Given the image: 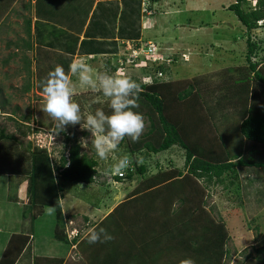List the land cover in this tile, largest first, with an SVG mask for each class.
<instances>
[{
    "label": "rangeland",
    "instance_id": "obj_1",
    "mask_svg": "<svg viewBox=\"0 0 264 264\" xmlns=\"http://www.w3.org/2000/svg\"><path fill=\"white\" fill-rule=\"evenodd\" d=\"M27 1L19 0L18 6L25 4ZM156 1H150V9L148 6L150 13H142L140 10V18L144 19L142 24L145 26L142 32L144 33L143 39H151L150 41L156 44L157 50H160L158 52L162 56L168 53L161 50H179V56L175 52L171 53L176 55L174 58L176 60L174 63L169 64L168 70L165 69L163 79H170L172 73L178 74L175 78L183 74L186 75L184 69L187 68L188 60L185 61L181 58V53L184 50H191L193 53L192 58L187 57V54L185 55L189 59L187 68L189 72L203 74L199 77L187 76L186 83L188 85H184L182 90L188 88L193 82L194 84L201 83L203 77L223 78L222 75L226 76L227 67L247 66L246 37L248 34L258 45L253 60L258 63V68L264 74V26L258 23L259 27L257 29L247 33L234 13L228 9L229 4L234 0ZM3 2L4 0H0V6L2 7ZM254 5L255 0H246L242 3V8L244 11H248ZM14 8L16 9V7ZM15 9H13V13H15ZM157 13H165V15L154 17ZM177 58H180V60L178 61ZM173 64H178L181 68L173 66ZM143 65V70L137 65V67L124 69L118 73L128 77L132 76L139 82H141V78L143 80L142 76H145L148 82L154 81V76H156L154 71L157 64L152 65L144 62ZM144 70H151L150 74L154 75H143ZM8 75L11 76L9 73ZM45 76L44 74L42 77L40 76L38 81H41ZM225 79L229 80V86L233 90L241 87L240 90L243 91L240 92V96L248 91L251 95V90L256 89L259 93L260 88L261 91H264V88L261 87L262 84L259 85L260 87L256 85L252 74L249 77L248 88L244 91L243 88L247 84L242 83L244 80L240 79V75H236L230 78L217 79V81H212L209 84L207 82L208 89L203 91L205 100L213 102L218 99L217 96L221 92L219 90H222L219 82ZM4 85L5 83L1 81L0 111L12 112L16 119L11 120L7 116L0 115V128H4L7 133L14 134L16 140L29 150L31 149L27 145L28 142L31 143L28 141L29 138L33 140L34 145L35 143L38 144L40 139L48 145L49 141L45 139L43 132L32 133L36 129L39 131L37 126L42 127L39 124L40 121L42 123L45 121L43 124L46 127H50L52 122L51 117L43 111L41 105L37 107L36 104L38 103L36 102L39 98L34 93L35 91L32 88H30L31 91L30 89L24 90L23 86L25 85L23 82L17 84V87L10 86L6 88ZM150 85H146L145 90L158 91L162 82ZM232 85L235 87L233 88ZM194 88L196 89V87ZM72 91L73 100L79 103L81 107L82 117L94 113L97 109H102L106 113L110 111L107 98L101 93H94L86 86H75L74 83H72ZM192 94L195 98L198 96V92H195V90ZM139 98L141 102L138 111L143 114L146 125L144 132L150 123L147 117L152 118L159 127L157 113L147 105L142 97ZM190 102L193 103V100L191 99ZM222 104V107L226 110L225 113L232 117L228 125L237 127L240 122L239 106L230 102L225 103L224 100ZM28 116L29 120L26 118ZM165 116L167 117L166 113ZM154 127L157 129L156 124H154ZM65 132L71 138L78 140L81 152L93 154L94 148L90 143L91 133L87 129H82L80 125H70ZM215 140L221 150L222 145L219 144L218 136ZM2 141L3 143H0L3 146H0V176H5V181L0 186V196L3 198L9 181L16 178L23 169H28L29 162L27 157L17 148V143L11 146L12 142H7L12 149L10 148V152L6 154L7 149L4 151L7 146L6 139L4 138ZM142 144L134 149L133 142L126 137L121 142L118 151L111 154V156L117 158L122 154H129L134 158L140 157L143 161L140 164H136L134 161L131 165L132 177L120 179L119 181L108 174L110 173L111 160H100L94 150V156L98 160L97 170L99 171L95 181L89 184L65 183L64 189L57 192L59 198L54 203L59 204L60 207L54 205L57 210L53 215L46 213L45 209L48 206L41 204L39 199L35 205L33 203L35 199L32 202L28 200V195L25 192L26 181H22L20 183L22 185L20 194L16 193L19 202L16 203V198L15 200L11 198L0 203L1 209H3V213L0 215V257L3 255L2 247L12 237L8 233L10 230H15V233L18 232L17 235L19 236L12 237L15 244L10 249L16 246V252H20L13 260V264H63V262L65 264H176V261L181 257L190 258L194 261V264H221L224 260L225 249H230L232 256L224 262L233 264V262L240 260L235 252L244 247L251 251L252 246L264 243V207L260 211L258 207L254 216H251L250 212L254 207V202L251 201L248 205L244 204V207L236 200L235 196L242 192H240V189H236L235 183L238 182L236 179L233 185L226 186L231 178L229 173L224 175L223 184H225V188L220 183H214L213 185L210 183V187L207 189L208 192L204 190V183L202 184L197 178L193 179L188 175V183L198 182V186L202 189L204 195L201 197V201L196 203V199L189 200V198H186L187 202L180 204L179 201L171 200L165 210V207L160 205V199L157 197L165 196L164 193L167 189L165 191L161 189V194L157 196L151 195L150 190L153 188L159 190L158 188H161L164 184H169L170 181L165 179L152 187L148 180L157 171L162 172L165 169H171V175H173L172 169L175 168L176 172L182 169L184 163L183 151L174 146L168 150L153 153L143 148ZM64 147L67 148V145L65 144L64 135L60 133L56 135L54 141L55 152L52 151L51 161L58 158ZM257 148L262 151L259 155L264 156V147ZM224 153L223 150L222 160L223 158L226 159ZM242 171L244 170H240V173L243 174L246 170ZM185 179V176L182 178L174 176L171 178V182L174 180L173 183L179 186L181 192V186L187 184ZM171 185L172 183L166 188L171 189ZM14 191L15 188L12 191L10 190L11 194ZM47 192V189L44 192L37 190L38 196H35V198H40L42 194ZM132 193L135 194L134 196H140L137 199L139 203L136 204V212L131 213L127 208L123 214L122 210L116 207L130 194L133 195ZM8 194L9 191H7ZM178 207L182 211L181 214H179ZM8 209L10 214L14 216V220L12 223L9 222V226L5 223V218L8 219ZM14 209L17 211L16 213H14ZM23 209L26 212V218L23 217ZM57 216H61L62 225L55 231ZM216 219H221L225 225H222L223 223L216 224L214 222ZM142 221H145L148 229L143 230ZM169 221H171V231L166 232ZM206 221L208 222L206 223ZM202 223L206 227L205 230H202ZM97 225L105 228L114 236V239L106 243L88 244L83 238V233L88 227ZM212 225L213 232H210ZM5 233H8V235ZM25 237H27L29 245L21 250L23 245L20 241ZM61 238L63 239L61 240ZM120 251L123 252L120 253ZM249 260L255 261L253 258Z\"/></svg>",
    "mask_w": 264,
    "mask_h": 264
},
{
    "label": "trees",
    "instance_id": "obj_2",
    "mask_svg": "<svg viewBox=\"0 0 264 264\" xmlns=\"http://www.w3.org/2000/svg\"><path fill=\"white\" fill-rule=\"evenodd\" d=\"M245 1L246 0H234V2L229 4L228 9L234 13L237 20L245 27V31L248 33L251 30L257 29L259 27L258 21H262L261 25L264 26V0H255V5L248 11H244L242 8V3ZM93 2L94 0H85L83 4H81L80 2L79 6L80 13H83L84 11L86 13L85 17L80 23V31H82L85 19L88 17V23L83 33L85 37L80 41L79 46L81 51H85L83 53H95L90 52L93 50H107L109 51V53L116 54L120 46H118L116 41L114 40L115 37L136 40L141 36L140 0H122L120 2L118 0L98 1L95 7L92 9V12L88 16ZM91 36L93 38H100L95 40L91 38ZM77 40L78 37L75 38V44L77 43ZM246 46L247 66L227 67L225 71L226 76H222L223 78H230L236 75H240V79L244 80L242 83L247 84V86L243 88L244 91H246V89L248 88L249 77L252 74L253 80L256 85L259 86L262 84L263 86L261 85V87L264 88V74L262 70L258 68V63L253 60V55L258 45L254 40H252L250 34H248L246 37ZM174 58L175 57H173V60L170 62L171 64L176 60ZM167 67V65L163 64L156 67V69L165 71ZM141 70H143V68H141ZM144 72L145 73H143V75L153 76V74H150L152 72L151 70H144ZM196 76L199 77L202 75ZM131 78L141 84V92L139 94V97H142L147 105L157 113V119L160 123V127L156 129L154 127L153 119L147 117L150 122L149 127L145 132H143L141 137L146 138L153 132L157 134V136L155 137V135H152L151 139H148L146 141L139 140L138 142L133 143L134 149L137 148L141 143H143L142 147L148 150V152L157 153L160 151L168 150L174 146H177L183 151L184 163L182 169L178 170L177 172L175 168L172 169L174 172L173 175H171V169L162 172L157 171V173L148 180L152 187H154L153 185H156L159 182L164 181L165 179H168L170 181L169 184H164V186L158 188L159 190H155V188L150 190L151 195L157 196L161 194V189H164V191L165 189H167V191H165L164 193L165 196L161 198H159L160 196L157 197L158 199H160V205L162 207H165L166 210L167 204L169 205L171 200L179 201L180 204H184L187 202L186 198H189V200L194 198L196 199L197 203L201 201V197L204 194L202 189L198 186V182L195 183L193 179L197 178L200 182H202V184L204 183V190L207 191V189L210 187V183L212 185L214 183H220L225 188V184H223L224 175L226 173H229V176H231V178L226 186L233 185L235 183L234 180L236 179L238 180V182L235 183L236 189H240V192H242L241 194H237V196H235L236 200H238L239 203L243 204L244 207V204L248 205V203H250L251 201L254 202V207L250 212L251 216H254V213L256 212L258 207L260 211L262 207H264V156L259 155V153L262 151L258 150L257 147H264V91H261L260 88L259 93H257L256 89L254 91L251 90V95H249L248 91L240 96V92L243 91L240 90L241 87L233 90L232 87L229 86V80L227 81L225 79L219 82L221 83L220 86L222 90H219L221 92H219L220 94H218L219 96H217L218 99H215V101L213 102L207 101L203 97V91L205 89H208L206 85H208L212 81H217V79H223L221 77L210 78L208 76L203 77L201 83L194 84L193 82L188 86V88L177 93V99L183 100L189 97L193 93V90L198 92L200 103L203 106V113L201 112V114L204 115L209 122H211L213 129L218 136L225 152L224 154L226 159L223 158L222 160L223 154H220V157H217V155H214V153H212V155H209V153L199 151L195 146L189 143L190 140L188 137H190L189 135L191 134V131H189L188 129L186 130V128L183 126L176 127L175 124L167 119V117L164 115V110L167 115H171V98H166L165 102L160 92L155 90H145L146 85L143 82H139L132 76ZM156 81L157 78H155L154 76V82ZM194 87H196V89ZM234 87L235 86H233V88ZM223 100L225 103L230 102L231 104L233 103L234 105L239 106L240 122L237 127H231L230 125H228V122L232 119V117H229L228 114L225 113L226 110L222 107ZM190 110L191 107H188V114H190ZM203 118L204 117L197 120L198 123ZM27 119L29 118L27 117ZM44 122L45 121H43V123ZM43 123L40 121L39 124L42 127H46V125ZM34 131H37V129ZM192 133H196V135H198L199 132L193 131ZM61 134L64 135V140L67 148L64 147V149L60 151L58 158L51 161V157L48 156L46 149L34 146L32 143L28 142V147H31V149L29 150L27 147L23 146L21 142H18L16 140L14 134L7 133L5 132L4 128H0V143H3L2 140L4 138L6 139V143L12 142L11 146L14 143H17V148H19L21 153H23L27 157L29 162L28 169H23L19 172V175L16 178H12V180L9 181V199L13 198L15 200L16 198L17 200V189L22 181H26L25 190L30 202L35 199L33 200V203L35 205L37 204V200L39 199V201L43 205H52L53 207L55 205L56 207H60L59 204H55L54 202H56L57 198H59L57 196V192H60L64 189L63 186L65 185V183L89 184L95 181L99 171L97 170L98 160L94 156V150L92 152L93 154L81 152L80 143L76 138H71L65 131L61 132ZM8 145L10 144L7 143L6 148H4V151L6 149L8 150L5 151L6 154L7 152H10L11 148V146ZM0 146L3 147L2 145ZM66 149L67 151H65ZM240 170L246 171H242L244 172L242 174L240 173ZM55 173L57 174V176H54ZM132 175V169H127L124 176H113L117 181H119L120 179L131 178ZM188 175L190 177H193V183H188ZM174 176H177L179 178H182L184 176L186 177L185 181H187V184L181 186V192L179 186H176L173 183L174 180H172L171 182V178H173ZM239 177L243 179L241 180ZM171 183V189L166 188L169 187ZM14 188L15 191L13 194H11L10 190L12 191ZM46 189L48 190L47 193L42 194L40 198H35V196H38L37 190H41L42 192H44V190ZM139 198L140 196H137L134 197V199H132L131 201H123L116 208L120 210H127L128 208L131 213H133V211L136 212V204L139 203V200L137 199ZM177 209L179 211V214H181L182 211L179 209V207ZM23 217H27L25 211H23ZM61 220V216L56 217L55 231H57L60 225H62ZM216 220L218 222H223L221 219ZM207 222L208 221H206V223ZM142 223L143 230L148 229L146 227L147 225L145 224V221H142ZM205 228L206 227L203 224L202 230H205ZM169 231H171V221H169L166 229V232ZM11 236L13 237L18 235L14 234ZM12 237L5 245L3 255L0 257V264H13V260H15V257L20 254V252H16V246H14L13 249H10V247L15 244ZM62 239L63 238H61V240ZM20 243H22L23 245L21 247V250L29 245L27 237L21 240ZM122 252L123 251H120V253ZM235 253L240 257V260L233 262V264H244L246 261L252 258L257 262L264 264V243L257 246H252L251 251H248L247 247H244L243 249H241L240 251L238 250ZM231 256L232 255L230 249H225L224 260L230 259ZM224 260L221 264H227L224 262Z\"/></svg>",
    "mask_w": 264,
    "mask_h": 264
},
{
    "label": "crops",
    "instance_id": "obj_3",
    "mask_svg": "<svg viewBox=\"0 0 264 264\" xmlns=\"http://www.w3.org/2000/svg\"><path fill=\"white\" fill-rule=\"evenodd\" d=\"M84 1L85 0H28L25 4L18 6L19 0H4L2 3L3 7L0 6V82L3 81L6 88L10 86L17 87V84H21L23 82L25 85L23 86L24 90L32 88L35 91L34 93L37 94V98H39L36 102L38 103L36 104L37 107L41 105L43 108L44 102L42 99L41 81H38V79L40 76L42 77L43 74L46 75L48 71L53 70L56 64L62 65L67 72L68 65L73 58H83L93 67L94 72L105 71L108 68V61L112 55L109 51L93 50L90 52L95 53H83L85 51L80 50V41L85 37L83 33L88 23L87 17L82 31H80V23L86 13L85 11L80 13L79 6L80 2L83 4ZM98 1L103 0H94L88 16ZM118 1L120 2L122 0ZM14 7H16V9ZM13 9H15V13H13ZM27 12H29V14H27ZM162 15H165V13H157L154 17ZM140 20L142 21L143 19L140 18ZM140 30L142 34L141 38L143 39L144 33H142V29ZM77 37L78 40L75 44V38ZM91 38L93 37L91 36ZM99 38L100 37H94L93 39L96 40ZM114 40L117 45L120 46V41L125 39L115 37ZM146 40L151 39L147 38ZM169 47L171 48L170 43ZM119 49L122 48L119 47ZM161 51L168 54L175 52L177 56H179V50ZM182 53L187 54V57H191V55H193L191 50H184ZM171 55L176 57L175 54ZM177 59L178 61L180 60V58ZM188 65L189 59L186 66L187 68ZM173 66L181 68L178 64H173ZM187 68L184 69L186 71V75L183 74L180 76L183 78H175L178 74L172 73V79L170 77V79L163 81L160 89L158 88V91L162 93L161 95L163 96L165 102L166 98H171V115H167V119L175 124L176 127L183 126L186 130L188 129L191 131V134L189 135L190 137H188L190 140L189 143L195 146L199 151L209 153V155L214 153L217 157H220V154L223 153V148L221 146L220 150L217 146V141L215 140L217 135L211 122H209L206 117L201 114L203 106L200 103L199 97L196 96L195 98V96L191 94L183 100L177 99V93L183 89L182 87L184 85H188L186 83V80L188 79L187 76L190 75L191 77H194L196 75L203 74H199L197 72H192V74ZM8 73L11 75L10 77ZM69 75L75 86L80 85L76 77H72L70 73ZM191 99L193 100V103L190 102ZM140 102L141 100L139 98L138 103ZM188 107H191L190 114L187 113ZM136 111H138V109H136ZM6 112L7 111H2L3 114L8 115L9 112ZM165 113L166 112L164 110V115ZM10 116L13 117L12 114H10ZM202 117L204 118L198 123L197 120ZM154 124H156L157 127V123L155 122ZM159 127H157V129ZM193 131L199 132L198 135H196V133L193 134ZM152 135L153 133L146 138L141 137L140 140L146 141L151 139ZM154 135L155 137L157 136V134ZM219 144L221 143L219 142ZM4 181L5 176H0V186L4 183ZM21 186L22 185H19L17 189L18 194H20ZM8 190L9 185L3 194V198L0 196V203L6 202L7 199H9V196L7 195ZM127 191L129 190L127 189ZM134 195L135 194H130V196L126 197L123 201H131L134 197H137ZM1 208L2 207L0 206V215L3 213V209ZM122 211H126V209ZM16 212L17 211L14 209V213ZM122 213L124 214V212ZM7 217L8 219L5 218V223L9 226L14 220V216L10 214L9 209ZM8 233L12 235L17 234L18 232L15 233V230H10ZM8 233L5 234L8 235ZM6 244L7 243H5V245ZM5 245L2 247V253ZM249 263L260 264L251 260L246 261L244 264ZM63 264H65V262H63Z\"/></svg>",
    "mask_w": 264,
    "mask_h": 264
},
{
    "label": "clouds",
    "instance_id": "obj_4",
    "mask_svg": "<svg viewBox=\"0 0 264 264\" xmlns=\"http://www.w3.org/2000/svg\"><path fill=\"white\" fill-rule=\"evenodd\" d=\"M150 1L152 2V0ZM154 1L157 2L156 0H153V2ZM142 22H144V19L141 21V29L144 30ZM258 23H262V21H258ZM138 39L143 42L150 41L142 39L141 36ZM120 47L122 49H119L116 54H112L108 61V72H94L93 67L83 58H73L68 65L67 72L60 64H56L53 70L48 71L46 76L41 80L42 99L44 102L43 111L51 117L53 125L49 128L37 126L39 131L32 132L33 134H35V132H43L47 141L49 140L48 134L51 133L55 141L56 135L66 131L68 126L80 125L82 129H87L91 133L90 143L99 159L102 161L111 160L109 171L113 175H123L127 169H132L131 165L134 161L136 164L143 162L142 158H134L129 154H122L118 158L111 156V154L118 151L121 142L126 137L133 143L138 142L146 126L143 114L136 111V109L139 108L138 101L141 92V84L131 77L118 73L124 69H130L134 66L137 67V65L125 64L127 66L124 67L125 65L123 63L119 64L118 55L120 51L124 50L123 45L120 44ZM165 55L170 56L173 60L171 54ZM185 55V53H181V58L187 61L188 59ZM142 61V63L147 62L152 65L157 64V67L163 64L169 67V64H171V61L167 62L166 59L163 58L152 61L150 58L143 57ZM143 66L139 65L140 69ZM157 71L162 70L156 69L154 71L155 75ZM163 72L164 71H162V76H155V78H157L156 82H148V80L145 79V76H142L143 80L141 78V82L145 85L163 82L167 80L162 78ZM69 73L72 77L78 79L81 86H86L92 92L101 93L107 98L110 111L106 113L102 109H97L94 113H89L86 117H82L79 103L73 100L72 80ZM10 114H12V112L5 115L0 111L1 116H7L11 120L15 118L14 114H12L13 117H11ZM38 120L40 121V118ZM28 141L33 144L32 139L29 138ZM54 141L49 150L45 145H40V143L45 144L41 139L40 142L38 144L35 143V145L46 149L48 155L52 158V151L55 152ZM54 176H57V174L55 173ZM17 202L19 201L17 200ZM56 210V207L53 206H48L45 209L46 213L49 215L55 214ZM215 223H223L222 225H225L224 222H218L217 220ZM210 232H213V226ZM83 238L91 245L112 241L114 236L105 228L97 225L88 227L83 233ZM176 264H194V261L188 257H181L176 261Z\"/></svg>",
    "mask_w": 264,
    "mask_h": 264
},
{
    "label": "built area",
    "instance_id": "obj_5",
    "mask_svg": "<svg viewBox=\"0 0 264 264\" xmlns=\"http://www.w3.org/2000/svg\"><path fill=\"white\" fill-rule=\"evenodd\" d=\"M140 4H141V11L142 13L146 12L147 14L150 13V11H148V6L150 5V0H140ZM150 9V7H149ZM121 45H123L124 50L120 51L118 57V61L119 64H135V65H143V57L146 58H150L152 61H156L159 58H163L168 60L167 62H170L172 60V58L170 56L167 55H163L158 53L156 44L153 43L152 41H146L143 42L140 39L138 40H123L121 41ZM157 76H162V71H157L156 73ZM48 138H49V144H43L40 143V145H45L48 150L50 149L51 145L53 144L54 138L52 137V134L49 133L48 134ZM125 174V172H124ZM123 175H118L120 177L124 176ZM110 177L113 176V174H109Z\"/></svg>",
    "mask_w": 264,
    "mask_h": 264
}]
</instances>
